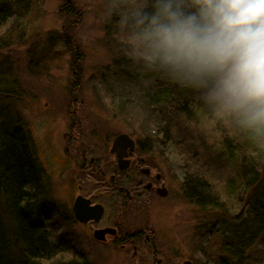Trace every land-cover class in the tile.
<instances>
[{"label": "rangeland", "instance_id": "1", "mask_svg": "<svg viewBox=\"0 0 264 264\" xmlns=\"http://www.w3.org/2000/svg\"><path fill=\"white\" fill-rule=\"evenodd\" d=\"M142 3L148 0H24L16 15L0 23V63L19 86L7 101L10 114L27 130L32 157L49 189L47 205L64 218L78 179L92 180L76 174L83 153L96 158V151L121 133L140 143L146 140L147 159L159 167L169 187L168 195L148 210L164 257L171 264L188 258L194 264H217L224 256L216 232L222 213L201 208L184 196L181 186L182 168L209 172L200 162L202 152L184 134L163 143L153 125L155 107L146 102L153 85L149 69L130 55V29L121 19ZM222 173L220 179L210 178L218 200L225 203V184L235 173ZM61 232L79 247L87 264L134 261L116 247L94 244L80 225L66 223ZM260 249L242 264H264Z\"/></svg>", "mask_w": 264, "mask_h": 264}, {"label": "trees", "instance_id": "2", "mask_svg": "<svg viewBox=\"0 0 264 264\" xmlns=\"http://www.w3.org/2000/svg\"><path fill=\"white\" fill-rule=\"evenodd\" d=\"M23 1L0 0V23L16 15ZM4 69L0 63V264H87L79 247L59 233L66 224L64 215L47 205L49 189L32 157L29 135L10 114L7 102L19 86ZM147 74L153 85L146 102L155 107L152 124L163 143L184 134L202 152L200 162L209 171L182 168L181 186L184 196L201 208L222 213L216 232L224 256L217 264L248 262L259 247L264 254V144L253 142L229 119L217 115L200 90L182 87L161 71L149 69ZM223 170L235 173L227 178L225 203L218 200L220 193L210 178H222Z\"/></svg>", "mask_w": 264, "mask_h": 264}, {"label": "clouds", "instance_id": "3", "mask_svg": "<svg viewBox=\"0 0 264 264\" xmlns=\"http://www.w3.org/2000/svg\"><path fill=\"white\" fill-rule=\"evenodd\" d=\"M121 23L133 59L264 144V0H148Z\"/></svg>", "mask_w": 264, "mask_h": 264}, {"label": "flooded vegetation", "instance_id": "4", "mask_svg": "<svg viewBox=\"0 0 264 264\" xmlns=\"http://www.w3.org/2000/svg\"><path fill=\"white\" fill-rule=\"evenodd\" d=\"M129 136L135 147L133 150L129 147L123 149L121 156L116 151L111 152L115 138L96 151V158L91 155L88 159L85 153L80 156L81 169L76 174L82 176V173L93 181L78 179L71 205H64L65 223L80 225L86 237L98 246L116 247L125 254L129 253L130 259L134 260L131 264H171L173 262L161 251L148 217L150 206L168 195V181L159 167L148 161L140 142ZM162 189L166 190L165 196L160 194ZM78 196L89 201L88 207L95 208L86 211L93 215L86 222H80L74 215L73 204ZM99 209L101 214L97 216L95 210ZM103 228H112L113 231L107 232L102 240L95 239L94 230ZM186 260L194 264L190 258L179 264Z\"/></svg>", "mask_w": 264, "mask_h": 264}, {"label": "water", "instance_id": "5", "mask_svg": "<svg viewBox=\"0 0 264 264\" xmlns=\"http://www.w3.org/2000/svg\"><path fill=\"white\" fill-rule=\"evenodd\" d=\"M129 147L130 150H133L134 147H135V142L134 140L128 135V134H124V133H121V134H118L113 143H112V148H111V152H114L116 151L118 153L119 156L121 151L125 148ZM124 155V153L122 154ZM162 196H165L166 195V190L165 189H162L161 193H160ZM89 202L87 199H84L82 196H78L75 201H74V204H73V211H74V215L76 217L77 220H79L80 222H86L88 219H90L91 217H93L92 214L90 213H86V211L88 210H93L95 208L93 207H88V203ZM100 207V206H99ZM95 212H98V215L101 214V211L99 209V211L95 210ZM86 213V214H85ZM98 217H96L97 219ZM113 229L112 228H103V229H97V230H94L93 232V236L95 239L97 240H102L104 238V235L107 233V232H112ZM181 264H191L190 261H184L183 263Z\"/></svg>", "mask_w": 264, "mask_h": 264}]
</instances>
